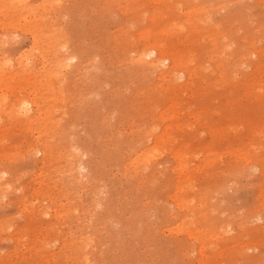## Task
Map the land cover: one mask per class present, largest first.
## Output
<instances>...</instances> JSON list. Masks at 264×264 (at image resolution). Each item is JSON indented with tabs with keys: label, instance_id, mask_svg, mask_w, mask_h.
<instances>
[{
	"label": "rangeland",
	"instance_id": "374dc122",
	"mask_svg": "<svg viewBox=\"0 0 264 264\" xmlns=\"http://www.w3.org/2000/svg\"><path fill=\"white\" fill-rule=\"evenodd\" d=\"M85 263L264 264V0H0V264Z\"/></svg>",
	"mask_w": 264,
	"mask_h": 264
},
{
	"label": "bare ground",
	"instance_id": "6f19581e",
	"mask_svg": "<svg viewBox=\"0 0 264 264\" xmlns=\"http://www.w3.org/2000/svg\"><path fill=\"white\" fill-rule=\"evenodd\" d=\"M195 10V9H194ZM187 13V12H186ZM205 16V15H204ZM208 18V17H207ZM206 18V19H207ZM201 19V18H200ZM199 21V20H198ZM202 21V20H201ZM203 22V21H202ZM207 22V21H206ZM205 22H203L202 24H204ZM36 40H37V38H36ZM33 41H35V40H33ZM32 41V42H33ZM227 48V47H226ZM150 51H148V54L147 55H153V56H156L157 58H153V59H156V60H159V61H161V63L162 62H172L173 64V67L172 68H179L180 70H181V72L184 70V69H182L181 67H180V65L178 64V63H176V62H174V59L169 55V54H167V53H164V52H162L160 49H158L155 45H151V48L149 49ZM24 55V54H23ZM214 55H216V54H214ZM219 55V54H218ZM72 56H70L69 58H71ZM218 57V56H217ZM220 57V56H219ZM41 58H44V57H41ZM67 59V58H66ZM67 61V60H66ZM69 61V60H68ZM8 62V61H7ZM156 62V61H155ZM68 63V62H67ZM164 64V63H163ZM171 65V66H172ZM177 65H179L178 67H177ZM247 65V64H246ZM185 66V65H184ZM183 67V66H182ZM222 68V67H221ZM222 72V71H221ZM176 73H178V71H176ZM194 73V72H193ZM173 74V73H172ZM178 74H180V73H178ZM190 74V73H189ZM188 74V75H189ZM176 75V74H175ZM178 76H180L181 77V75H178ZM182 76H184V75H182ZM174 78H175V76H174ZM173 78V79H174ZM183 78V77H182ZM181 79V78H180ZM179 80V79H178ZM32 105V102L31 101H20L19 102V108H18V110H20V111H22L21 112V114L22 115H24V112L25 111H27V110H30V108L32 107L31 106ZM19 111V112H20ZM31 111V110H30ZM18 112V113H19ZM28 112V111H27ZM26 112V113H27ZM34 148V147H33ZM38 150H40V148H36L35 149V152H37ZM43 150V149H42ZM44 151V150H43ZM76 152V151H75ZM77 153V152H76ZM31 154H33V152L31 153ZM34 155V154H33ZM44 156V155H43ZM78 164V163H77ZM82 167V166H81ZM3 173H6V171L5 170H1ZM80 175V174H79ZM80 177V176H79ZM78 177V178H79ZM78 180V179H77ZM8 184V183H7ZM191 199V198H190ZM180 201V200H179ZM43 212V211H42ZM256 216V215H255ZM257 218H258V214H257ZM256 218V219H257ZM54 224V223H53ZM224 225V224H223ZM101 226V225H100ZM227 227V226H226ZM230 227V226H229ZM228 228V227H227ZM189 233V232H188ZM227 233V232H226ZM193 235V234H192ZM89 238V237H88ZM86 239V238H85ZM89 239H92V238H89ZM101 240V239H100ZM91 241V240H90ZM110 243V242H109ZM126 247V246H125ZM201 247V246H200ZM85 248H86V246H85ZM204 249V248H203ZM198 250V249H197ZM208 251V250H207ZM205 254V253H204ZM86 256V255H85ZM82 258V257H81ZM87 260H88V258H87ZM86 260V261H87ZM202 261V260H201ZM86 264V263H85Z\"/></svg>",
	"mask_w": 264,
	"mask_h": 264
}]
</instances>
